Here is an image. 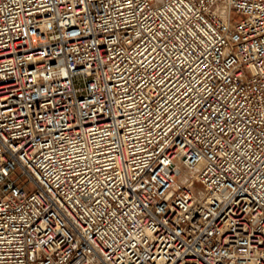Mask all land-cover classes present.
<instances>
[{"label": "built area", "instance_id": "built-area-1", "mask_svg": "<svg viewBox=\"0 0 264 264\" xmlns=\"http://www.w3.org/2000/svg\"><path fill=\"white\" fill-rule=\"evenodd\" d=\"M0 264H264V0H0Z\"/></svg>", "mask_w": 264, "mask_h": 264}]
</instances>
